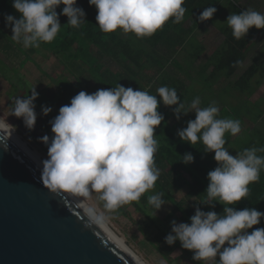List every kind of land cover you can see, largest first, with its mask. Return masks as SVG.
I'll return each instance as SVG.
<instances>
[{"label":"clouds","instance_id":"obj_1","mask_svg":"<svg viewBox=\"0 0 264 264\" xmlns=\"http://www.w3.org/2000/svg\"><path fill=\"white\" fill-rule=\"evenodd\" d=\"M184 4L185 0H89L97 11L96 22L102 32L120 29L138 38L153 36L170 20L181 23L187 11ZM61 5L59 15L68 18V25L77 28L87 23L77 0H13L12 7L20 18L5 16V26H11V38L25 48L52 42L61 29L56 11ZM216 11L214 6L205 7L198 22L211 20ZM225 24L240 41L250 29H264V14L249 8L230 14ZM29 92L23 99H13L8 117L22 119L25 128L33 131L37 121L34 102L39 94L35 87ZM157 93L151 95L118 84L91 94L80 91L69 104L61 106L50 121L51 139L48 135L40 138L48 147V158L42 162L44 187L52 194L69 193L86 200L95 194L103 211L90 206L87 213L92 222L104 223L109 219L105 213L138 201L154 188L159 177L154 161L158 148L154 132L164 120L158 107L160 103L169 108L175 106L173 115L177 120L195 113V120L178 130L180 140L190 145L200 142L205 154L214 153L218 166L208 172L205 192L206 201L212 202L204 204H222L224 211L218 215L197 207L190 223L172 221L165 243L172 246L179 241L182 249L192 252V259L200 264H264V228L254 227L264 219V213L255 208L234 207L249 195L248 186L260 179L264 158L257 152H264V147L231 155L225 147V133L239 134V120L218 118L219 108L200 107L199 97L186 108L174 88L162 86ZM41 111L47 116L52 109L42 106ZM4 123L15 129L7 119ZM181 161L188 165L194 157L186 153ZM148 203L154 209L152 217L166 204L163 193L150 195ZM250 229L254 230L249 232Z\"/></svg>","mask_w":264,"mask_h":264},{"label":"trees","instance_id":"obj_2","mask_svg":"<svg viewBox=\"0 0 264 264\" xmlns=\"http://www.w3.org/2000/svg\"><path fill=\"white\" fill-rule=\"evenodd\" d=\"M213 1L185 0L183 7L187 11L181 23L174 24L170 20L153 36L138 38L132 33L124 34L120 29L113 33L102 32L96 22L95 7L89 5V0H77V6L86 14L87 23L77 28L68 25V18L59 15L63 8L61 5L56 10L61 24L56 38L50 43L41 42L38 48H25L11 38V26H5L6 15L20 18L12 7L13 0H0V78L9 84V98L23 99L26 94H31L29 91L32 89L21 73L29 62L39 66L49 57H54L55 65L63 67L67 74L53 79L57 86L53 99H47L44 91L35 89L39 94L34 102L36 122L50 139L53 135L50 121L58 115L60 107L69 104L80 91L91 94L120 84L151 95H157V89L162 86L174 88L186 108L199 97L200 107L215 105L219 108L218 118L239 120L241 127L244 116L253 127L244 128L236 136L226 132V149L235 156L248 148H262L264 103L252 98L262 86L259 78H264L263 52L253 58L252 64L240 77H236L248 58V49L258 30L250 29L244 39L237 41L229 27L221 28L226 36L224 44L204 61L202 56L206 48L196 39L204 22H198L197 18ZM1 55L6 56L12 66ZM185 79H189L190 84ZM157 99L160 100L159 97ZM42 106L51 107L52 111L44 116ZM173 108L162 103L158 107L164 120L154 132L158 143L154 161L159 171L154 188L118 211L127 214L126 210H129L139 214L141 230L148 237H154L153 244L168 259L178 253L175 261L180 264H200L192 259V252L182 249L179 241L169 246L165 237L171 233L173 218L177 222L190 223L197 207L204 212L223 214L222 204L216 203L214 207L204 204L212 202L206 201L207 174L218 165L213 158L214 153H204L202 143L190 145L180 140L178 130L186 128L188 121L195 120V113L182 115L177 120ZM186 153L194 157L193 163L186 165L181 161ZM257 155L264 158V152H257ZM248 187L249 195L237 203L235 209L255 208L264 213V167L260 170V179ZM183 190L186 195L178 200L177 194ZM156 193H163L165 205L173 207L163 221L158 218V213L152 217L154 209L148 203V197ZM254 227L264 228V219Z\"/></svg>","mask_w":264,"mask_h":264},{"label":"water","instance_id":"obj_3","mask_svg":"<svg viewBox=\"0 0 264 264\" xmlns=\"http://www.w3.org/2000/svg\"><path fill=\"white\" fill-rule=\"evenodd\" d=\"M0 130V264H134Z\"/></svg>","mask_w":264,"mask_h":264},{"label":"rangeland","instance_id":"obj_4","mask_svg":"<svg viewBox=\"0 0 264 264\" xmlns=\"http://www.w3.org/2000/svg\"><path fill=\"white\" fill-rule=\"evenodd\" d=\"M209 6H214L217 11L211 20L201 24L196 34L197 41L203 44L206 48V52L202 56L204 61L224 44L226 36L221 28L225 29L228 27L225 23L230 14H239L243 10L249 8L264 14V0H214L213 4L211 2L209 3L208 7ZM261 52L264 54V29L258 30L257 36L248 49V58L243 64V67L238 71L236 77H240L252 64L253 58ZM1 56L10 64V61H8L6 56ZM179 61L182 62L181 58H179ZM55 63V58L49 57L39 66L33 62H29L23 69H21V73L24 75L25 80L28 81L30 86L32 88L35 87L36 90L44 91V96L47 99H53V95L57 91V86L53 79L67 74L62 66L55 65ZM10 65L12 66V64ZM259 79H262V86L252 99L258 103H264V78ZM185 81L190 84L189 79H185ZM8 88L9 84L0 78V117L3 118V121L7 119V123L15 128H12V130L19 136V138L28 144L42 161L46 160L48 158V147L40 142V138L45 134L38 128V123L36 122L34 130L29 132L25 128L22 119H17L14 116L8 117V107L14 102V100L8 96ZM35 111H37V107H35ZM241 122V132L245 130L244 128L251 129L253 127L252 122L245 120L244 116H242ZM31 132L35 137H33ZM185 193V190L178 193V200L182 199L186 195ZM80 199L89 207L96 206L98 210L103 211L102 202L96 199L95 194H93L91 199ZM172 209L173 207L171 205L163 206L161 211L157 214L158 218L163 221L167 214L171 213ZM126 213L127 214L121 213L118 210L112 213H105V215L109 217L105 222L109 225L112 231L136 253V255H138L146 264H180V262L175 261V258L179 255L178 253L168 259L165 257L164 253L153 244L154 237H148L146 233L141 230L139 214H133V211L130 212L129 210H126ZM174 219L175 218H173V221L176 220ZM218 258L219 257H217V259Z\"/></svg>","mask_w":264,"mask_h":264},{"label":"bare ground","instance_id":"obj_5","mask_svg":"<svg viewBox=\"0 0 264 264\" xmlns=\"http://www.w3.org/2000/svg\"><path fill=\"white\" fill-rule=\"evenodd\" d=\"M0 130L15 144H17L25 154L42 170L41 158L25 143L7 124L0 119ZM71 201H73L87 216L88 205L79 197H74L72 194L65 193ZM89 217V216H88ZM90 218V217H89ZM109 238L110 240L130 259L134 264H146L136 253L126 245L109 227L104 223H95Z\"/></svg>","mask_w":264,"mask_h":264}]
</instances>
